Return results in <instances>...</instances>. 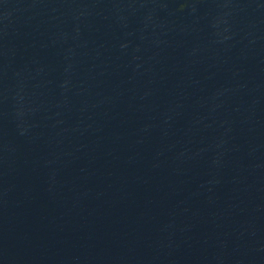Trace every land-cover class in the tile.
Masks as SVG:
<instances>
[{"label": "water", "instance_id": "1", "mask_svg": "<svg viewBox=\"0 0 264 264\" xmlns=\"http://www.w3.org/2000/svg\"><path fill=\"white\" fill-rule=\"evenodd\" d=\"M0 264H264V0H0Z\"/></svg>", "mask_w": 264, "mask_h": 264}]
</instances>
